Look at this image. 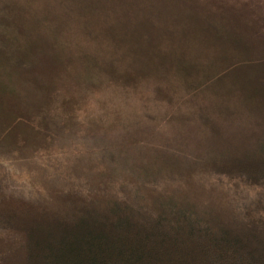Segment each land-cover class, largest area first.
<instances>
[{
    "label": "trees",
    "instance_id": "16d2710c",
    "mask_svg": "<svg viewBox=\"0 0 264 264\" xmlns=\"http://www.w3.org/2000/svg\"><path fill=\"white\" fill-rule=\"evenodd\" d=\"M173 76L199 103V130L219 137L216 119L237 104L260 136L181 158L144 146L153 137L133 116L117 117V135L80 127L78 105L103 87L136 93ZM164 87L152 91L171 100ZM19 168L32 171L28 187L11 174ZM198 175L256 196L199 201L211 193ZM0 264H264V9L0 0Z\"/></svg>",
    "mask_w": 264,
    "mask_h": 264
},
{
    "label": "rangeland",
    "instance_id": "374dc122",
    "mask_svg": "<svg viewBox=\"0 0 264 264\" xmlns=\"http://www.w3.org/2000/svg\"><path fill=\"white\" fill-rule=\"evenodd\" d=\"M237 2H243L248 9L259 10L264 9V5H259L253 0H236ZM153 85H161L163 89L170 91L171 100L167 99V96H156L152 91ZM142 92H118L110 89L109 87H103L96 96V99L88 98L82 101L79 106V119L81 120V128L83 129L88 124V121H95L99 123L97 128H91V134H98L101 131H106L110 135L118 134V126L114 123L117 117L124 119L123 117H136V128H139L141 132L149 133L153 139L147 141L142 140L144 146L159 147L162 144L167 147L170 153L177 154L181 158L194 157L197 152L204 154L210 150L212 145L216 141H220L221 144L225 143H239L243 141H250L257 139L261 133H258L259 126L255 122L257 116L249 109L244 110L237 104H234L232 112L222 114L217 124L219 127V137H214L210 131L200 129L198 122L195 118H192V113L200 107L199 103L192 102L191 100H183L184 91L179 85L178 79L175 76L170 77L167 81H156L152 83L150 80L141 84ZM144 93V94H143ZM140 97H144L140 99ZM145 97L147 100L144 101ZM156 97V98H155ZM234 98V96H233ZM210 99V97H209ZM100 101L103 104L108 105L109 108L100 106ZM208 100L203 101V105L207 104ZM107 108V109H106ZM117 111V114L114 112ZM177 115L187 116L188 119H177L174 122L168 121V115L170 113H176ZM93 124H90L92 126ZM134 127V128H135ZM199 130V131H198ZM137 131V130H136ZM138 137V136H136ZM158 145V146H157ZM163 149V148H162ZM163 151H166L165 149ZM68 151H64L66 153ZM57 155L63 157L61 152L52 153V157ZM11 174L13 178L20 184L28 187L26 182L29 183V178L32 177V171L26 168L12 169ZM198 177L200 179H198ZM197 183H202L204 191L211 193V195L203 196L201 192L197 193L196 199L199 201L209 200L216 196L220 197V201L225 202L228 198L235 196V193L243 192V188L246 187L242 182L231 181L226 178L214 179L201 178L200 175L196 176ZM205 183V184H204ZM235 184L239 187L235 190ZM198 185L196 184V187ZM210 188L214 189L210 191ZM258 189V188H256ZM198 190V188H197ZM209 190V191H208ZM248 190L249 196H256L257 190L255 187L245 189ZM205 193V195L207 194ZM201 193V194H200ZM236 198V197H235ZM219 203V202H218Z\"/></svg>",
    "mask_w": 264,
    "mask_h": 264
}]
</instances>
